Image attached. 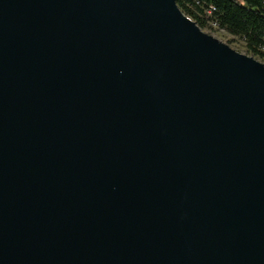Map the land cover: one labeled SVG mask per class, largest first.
Wrapping results in <instances>:
<instances>
[{
  "label": "water",
  "instance_id": "water-1",
  "mask_svg": "<svg viewBox=\"0 0 264 264\" xmlns=\"http://www.w3.org/2000/svg\"><path fill=\"white\" fill-rule=\"evenodd\" d=\"M0 264H264V64L176 0H0Z\"/></svg>",
  "mask_w": 264,
  "mask_h": 264
},
{
  "label": "trees",
  "instance_id": "trees-1",
  "mask_svg": "<svg viewBox=\"0 0 264 264\" xmlns=\"http://www.w3.org/2000/svg\"><path fill=\"white\" fill-rule=\"evenodd\" d=\"M202 30L220 31L244 44L247 55L264 62V0H176Z\"/></svg>",
  "mask_w": 264,
  "mask_h": 264
},
{
  "label": "rangeland",
  "instance_id": "rangeland-1",
  "mask_svg": "<svg viewBox=\"0 0 264 264\" xmlns=\"http://www.w3.org/2000/svg\"><path fill=\"white\" fill-rule=\"evenodd\" d=\"M208 35L213 36L214 38L218 39L219 41H221L222 43L227 44L228 46H230L233 50H235L236 52L249 56L247 55L246 51H245V47L244 44L242 42H240L238 39L227 35L224 32H220V31H210V30H205L203 31ZM252 57V56H249ZM254 58V57H253ZM256 59V58H255ZM257 61L261 62L264 64L263 61L256 59Z\"/></svg>",
  "mask_w": 264,
  "mask_h": 264
}]
</instances>
